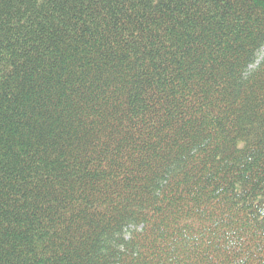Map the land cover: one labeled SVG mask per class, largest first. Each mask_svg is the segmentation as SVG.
Instances as JSON below:
<instances>
[{
	"label": "trees",
	"instance_id": "trees-1",
	"mask_svg": "<svg viewBox=\"0 0 264 264\" xmlns=\"http://www.w3.org/2000/svg\"><path fill=\"white\" fill-rule=\"evenodd\" d=\"M0 264H264V0H0Z\"/></svg>",
	"mask_w": 264,
	"mask_h": 264
}]
</instances>
